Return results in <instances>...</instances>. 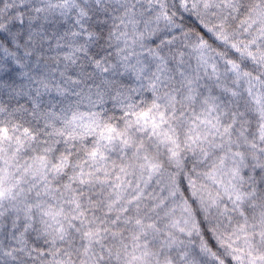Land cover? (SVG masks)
<instances>
[{
  "label": "snow or ice",
  "instance_id": "1",
  "mask_svg": "<svg viewBox=\"0 0 264 264\" xmlns=\"http://www.w3.org/2000/svg\"><path fill=\"white\" fill-rule=\"evenodd\" d=\"M0 264H264V0H0Z\"/></svg>",
  "mask_w": 264,
  "mask_h": 264
}]
</instances>
